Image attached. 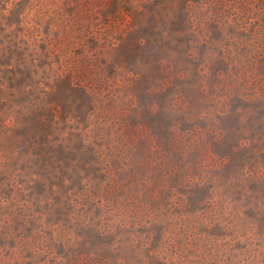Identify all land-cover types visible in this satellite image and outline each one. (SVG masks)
<instances>
[{
  "label": "rangeland",
  "instance_id": "1",
  "mask_svg": "<svg viewBox=\"0 0 264 264\" xmlns=\"http://www.w3.org/2000/svg\"><path fill=\"white\" fill-rule=\"evenodd\" d=\"M0 264H264V0H0Z\"/></svg>",
  "mask_w": 264,
  "mask_h": 264
}]
</instances>
